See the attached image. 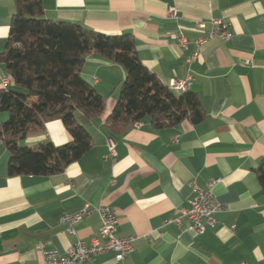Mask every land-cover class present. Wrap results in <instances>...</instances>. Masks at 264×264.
I'll list each match as a JSON object with an SVG mask.
<instances>
[{"label":"crops","instance_id":"obj_1","mask_svg":"<svg viewBox=\"0 0 264 264\" xmlns=\"http://www.w3.org/2000/svg\"><path fill=\"white\" fill-rule=\"evenodd\" d=\"M42 1L48 19L110 36L132 35L140 61L165 87L192 75L189 91L198 95L205 118L199 124L186 120L156 129L143 123L122 134L110 132L106 119L126 74L119 65L88 56L82 75L103 95L106 110L92 123L93 147L79 161L60 175L10 177L9 152L0 139V264H50L40 243L62 256L80 240L91 243L100 235L99 214L76 224L75 234L62 223L87 203L113 207L116 235L137 240L121 262L109 252L86 264H264V192L255 172L264 159V1ZM171 9L179 19L169 17ZM14 12V0H0V53ZM213 20L230 24L232 38L208 41L188 63L194 39L205 34L196 24ZM178 32L189 38L186 51L176 45ZM9 76L0 63V90ZM5 119L0 113V126ZM71 141L56 120L22 145ZM217 180L214 195L227 209L215 215V229L199 234L162 226L188 207L194 197L190 182L206 187Z\"/></svg>","mask_w":264,"mask_h":264},{"label":"trees","instance_id":"obj_2","mask_svg":"<svg viewBox=\"0 0 264 264\" xmlns=\"http://www.w3.org/2000/svg\"><path fill=\"white\" fill-rule=\"evenodd\" d=\"M14 3L10 35L0 53L13 83L0 90V113L6 115L0 139L9 152L10 177L60 175L93 147L89 129L105 113L106 102L82 75L91 55L119 65L126 74L106 119L110 132L122 134L140 122L163 129L204 120L198 95L165 87L140 61L132 35L110 36L48 19L42 0ZM56 120L71 135L70 143L22 145L30 134L44 132L46 124ZM255 172L264 192V159Z\"/></svg>","mask_w":264,"mask_h":264},{"label":"built area","instance_id":"obj_3","mask_svg":"<svg viewBox=\"0 0 264 264\" xmlns=\"http://www.w3.org/2000/svg\"><path fill=\"white\" fill-rule=\"evenodd\" d=\"M168 15L171 18L179 19V14L175 9L168 11ZM262 22L264 25V15L262 17ZM196 29L205 34L194 39L193 43L196 49L188 58V63H192L199 58L200 48L208 41L220 39L227 42L233 36L231 25L220 20H213L209 25L205 22H198L196 24ZM175 40L176 45L181 50H188L190 41L183 32H178L175 35ZM192 80V75H189L185 80H173L169 83V88L175 92H185L189 90ZM10 82V76L4 78V87L7 88L10 85ZM143 125L144 124L140 122L135 126L140 128L143 127ZM109 150L111 156L115 158L116 152L114 146L111 145ZM218 182L219 180L212 181L206 187H199L195 182H190L194 197L189 201L188 207L180 210L175 218L165 220L162 226L168 227L172 225L180 230L188 229L199 234H204L209 229H215L218 223L215 219V215L227 209V207L222 205L214 195V187ZM94 213L99 214L101 218L102 225L99 237L94 238L91 243L81 240L78 241L64 256L60 255L57 251L48 250L44 243H40L38 249L41 251L47 263L86 264L109 252L114 253L115 259L121 262L134 251V244L137 237L130 236L121 238L116 235L118 215L116 210L111 206L96 207L87 203L76 215L65 217L62 220V223L67 225V231L69 233L75 234V225ZM235 228V226L232 227L233 230Z\"/></svg>","mask_w":264,"mask_h":264}]
</instances>
